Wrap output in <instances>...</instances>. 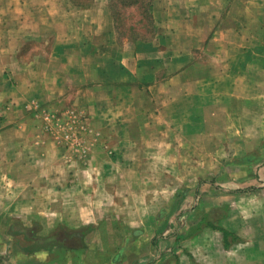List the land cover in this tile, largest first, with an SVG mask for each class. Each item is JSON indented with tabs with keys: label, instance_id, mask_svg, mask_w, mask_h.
Masks as SVG:
<instances>
[{
	"label": "rangeland",
	"instance_id": "rangeland-1",
	"mask_svg": "<svg viewBox=\"0 0 264 264\" xmlns=\"http://www.w3.org/2000/svg\"><path fill=\"white\" fill-rule=\"evenodd\" d=\"M156 1H111L110 13L117 23L120 41L147 40L157 33L152 9ZM180 1L184 2L160 0V4L172 6ZM197 1L204 2L206 7H222L225 17L250 21L241 4L234 10L229 6L233 0ZM91 4L92 0H0V129L42 131L56 152L65 150L59 156L66 160L74 158L73 165L72 161L67 162L72 166L57 171L60 176L69 178L71 170V176L75 174L72 178L85 191L92 190L88 185L92 184V178L105 177L101 184L105 180L112 193L108 199L115 221L126 209V198L141 206L148 204L152 208L155 204L154 217H161L163 224L170 221L172 230L168 225L162 232L166 236L178 231L182 210L189 209L196 196L182 209L180 202L194 193L198 183L216 181L226 192L222 195L255 186L264 190V90L253 91L259 95L255 100L247 97L246 88L238 89L247 76L264 85V74L247 72L246 80L235 76L239 81L233 84L236 89L215 91L208 105L197 98L185 101L173 92L149 90L146 82L122 84L118 82L119 69H105L101 73L102 69L96 68L102 62L89 56L93 48L82 45V38L92 32L76 29L75 21L79 11ZM165 11L164 14L160 8L156 9L162 25L174 19L175 14H186L171 7ZM240 29L244 33L257 31L256 27L240 26ZM57 34H60L59 50L54 45ZM178 40L184 42L183 37ZM14 63L32 69L17 68ZM179 70L159 69L157 80L168 81ZM199 70L192 71L193 78ZM214 76L210 73V78ZM225 81L230 85L234 80ZM95 147L112 150L124 147L125 152L108 155L104 165L98 161L105 155L92 152ZM156 149L160 152L150 153ZM246 214L249 216L251 209L241 213L244 215L238 219L241 226ZM13 226L22 229L16 223ZM31 229L25 237L34 236L38 224H32ZM86 230L82 228L81 232ZM45 236L37 239L33 248L47 245L51 251L55 245L60 246L56 242L74 246L82 243L63 228ZM25 237L18 234L13 242L32 249ZM252 237V232L247 234L246 241ZM62 252L51 251L49 257L55 261ZM71 255L74 259L66 255L65 264H92V259L100 257L92 253V241L90 247Z\"/></svg>",
	"mask_w": 264,
	"mask_h": 264
},
{
	"label": "crops",
	"instance_id": "crops-1",
	"mask_svg": "<svg viewBox=\"0 0 264 264\" xmlns=\"http://www.w3.org/2000/svg\"><path fill=\"white\" fill-rule=\"evenodd\" d=\"M111 1L92 0L90 6L79 11L75 26L92 32H85L82 38V45L93 48L92 52L87 49L89 56L102 62L98 68L92 64V69H102L101 73L105 69H119L118 82L122 84L146 82L149 90L173 92L185 101L197 98L202 100L201 104L208 105L215 91L236 89L233 84L239 81L235 76L246 80L247 72L264 74V36L261 35L264 34V0H233L229 4L233 10L241 4L250 21L225 17L222 7H206L197 0H184L172 6L157 0L152 6L157 33L147 40L124 38L123 41L118 38L117 23L110 13ZM157 7L164 14L170 7L186 14H175L174 19L162 25ZM240 26L256 27L259 33H244ZM182 37L181 43L178 39ZM55 39L54 45L59 50L60 34ZM198 66L200 70L193 78L192 71L198 70ZM16 67L32 69V66ZM174 68L180 70L170 80H157L159 69ZM212 72L215 76L210 78ZM227 78L234 81L227 85L224 83ZM241 83L238 89L246 88L249 99L259 97L254 90H264L255 77L247 76V81ZM5 88L10 89L6 85ZM47 138L42 131L31 128L19 132L0 129V264H65L66 255L83 251L90 247L91 241L92 253L100 254L96 257L99 261L94 258L92 264H264V242H260L264 240L263 189L255 186L222 195L226 192L216 181L198 183L194 193L180 202L182 209L196 196L193 205L182 210L178 231L166 236L162 232L170 221L163 224L161 217H154L155 204L152 208L148 204L141 206L126 198V209L120 212L119 221L113 220L108 199L112 193L105 180L101 184L105 177L92 178V184H88L92 190L88 191L82 190L81 184L72 178L75 174L71 176V170L69 178L64 179L57 171L64 166L68 169L67 162L72 161L73 165L74 158L66 160L59 156L65 150L56 152ZM113 150L95 147L92 152L104 154L98 163L105 165L108 155L125 152L124 147ZM152 152L159 153L160 149ZM247 209H251V214H246L241 226L238 219ZM15 223L22 229H14ZM34 223L39 229L34 236L25 237L28 230L32 232ZM61 228L82 243L74 246L56 242L60 246L50 249L52 253L63 252L55 261L49 257L51 251L47 245L33 248L37 239ZM82 228L87 230L82 233ZM169 230H172L170 225ZM251 232L253 237L247 242L246 235ZM18 234L27 238L31 250L13 242Z\"/></svg>",
	"mask_w": 264,
	"mask_h": 264
},
{
	"label": "trees",
	"instance_id": "trees-1",
	"mask_svg": "<svg viewBox=\"0 0 264 264\" xmlns=\"http://www.w3.org/2000/svg\"><path fill=\"white\" fill-rule=\"evenodd\" d=\"M243 191V190H242ZM224 234H225V232H224ZM227 244V243H226Z\"/></svg>",
	"mask_w": 264,
	"mask_h": 264
}]
</instances>
